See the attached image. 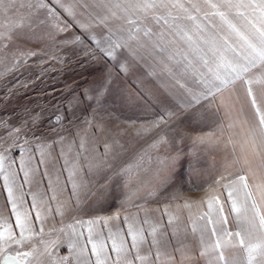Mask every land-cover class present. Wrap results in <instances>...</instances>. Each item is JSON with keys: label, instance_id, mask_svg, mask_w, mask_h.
Returning a JSON list of instances; mask_svg holds the SVG:
<instances>
[{"label": "rangeland", "instance_id": "obj_1", "mask_svg": "<svg viewBox=\"0 0 264 264\" xmlns=\"http://www.w3.org/2000/svg\"><path fill=\"white\" fill-rule=\"evenodd\" d=\"M257 201L264 0H0V261L261 264Z\"/></svg>", "mask_w": 264, "mask_h": 264}, {"label": "water", "instance_id": "obj_2", "mask_svg": "<svg viewBox=\"0 0 264 264\" xmlns=\"http://www.w3.org/2000/svg\"><path fill=\"white\" fill-rule=\"evenodd\" d=\"M26 256L21 258L18 254L16 253H7L5 254L0 263L1 264H25L26 262Z\"/></svg>", "mask_w": 264, "mask_h": 264}, {"label": "crops", "instance_id": "obj_3", "mask_svg": "<svg viewBox=\"0 0 264 264\" xmlns=\"http://www.w3.org/2000/svg\"><path fill=\"white\" fill-rule=\"evenodd\" d=\"M257 204H260L261 205V211L262 212H264V203H263V201H261L260 203H259V201H257ZM256 204V205H257ZM261 212V213H262ZM262 215V214H261ZM263 217H264V214L262 215ZM260 223V222H259ZM262 227L264 228V219H263V221H262ZM262 235H263V237H264V229H263V233H262ZM261 264H264V263H262V259H261V262H260Z\"/></svg>", "mask_w": 264, "mask_h": 264}]
</instances>
